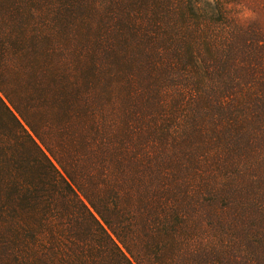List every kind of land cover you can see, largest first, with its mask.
<instances>
[{
	"label": "trees",
	"instance_id": "16d2710c",
	"mask_svg": "<svg viewBox=\"0 0 264 264\" xmlns=\"http://www.w3.org/2000/svg\"><path fill=\"white\" fill-rule=\"evenodd\" d=\"M236 0H0V264H264V32Z\"/></svg>",
	"mask_w": 264,
	"mask_h": 264
},
{
	"label": "rangeland",
	"instance_id": "374dc122",
	"mask_svg": "<svg viewBox=\"0 0 264 264\" xmlns=\"http://www.w3.org/2000/svg\"><path fill=\"white\" fill-rule=\"evenodd\" d=\"M201 2L205 6L210 5L212 0ZM229 9L240 25H256L264 32V0H236Z\"/></svg>",
	"mask_w": 264,
	"mask_h": 264
}]
</instances>
